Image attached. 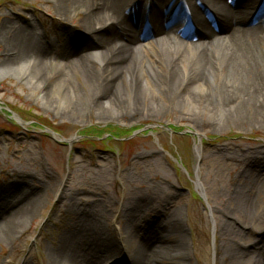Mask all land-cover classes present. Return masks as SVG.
Listing matches in <instances>:
<instances>
[{"label":"rangeland","instance_id":"rangeland-1","mask_svg":"<svg viewBox=\"0 0 264 264\" xmlns=\"http://www.w3.org/2000/svg\"><path fill=\"white\" fill-rule=\"evenodd\" d=\"M203 5V15L218 12L216 3ZM74 9L63 17L57 0H0V205L12 203L14 211L41 201L32 215H17L19 227L10 236L0 228V264H48L63 225L77 218L74 204L99 214L106 235L129 251L120 240L127 215L147 216L152 227L167 203H179L183 225L180 234L169 235V245L186 240L188 259L156 264H261L264 124L193 125L171 111L134 122L129 112L109 118L92 110L73 113V93L91 102L81 70L26 65V51L9 60L8 37L19 28L49 47V57L64 43L77 51L82 15ZM180 28L195 36L188 23ZM64 73L75 89L65 88L59 104V94L48 90ZM111 73L119 77L118 70ZM34 76L44 82L38 90ZM100 91L109 90L102 84Z\"/></svg>","mask_w":264,"mask_h":264},{"label":"bare ground","instance_id":"bare-ground-1","mask_svg":"<svg viewBox=\"0 0 264 264\" xmlns=\"http://www.w3.org/2000/svg\"><path fill=\"white\" fill-rule=\"evenodd\" d=\"M203 2L216 3L218 12L201 14ZM74 8L82 15L77 51L64 43L49 57V47L19 28H12L8 37L13 49L9 60L26 51L30 55L26 65L44 62L58 70H81L91 102L73 93V113L92 110L100 118H109L129 112L134 122L171 111L193 125L264 124V0H57V12L63 17ZM183 23L195 36L180 30ZM95 60L101 63L97 68ZM115 69L119 77L112 76ZM31 79L37 90L44 84L42 76ZM101 83L107 93H101ZM65 88L75 89L66 73L46 90L59 94L63 104ZM40 203L30 200L14 211L9 209L12 203L0 205L4 236L17 230L14 222L21 211L28 210V217ZM75 207L77 218L63 225L56 245L48 250V264H120L123 260L156 264L188 259L186 240L171 245L168 241L169 235L183 230L179 203H167L153 228L151 218L128 214L120 240L129 243V251L106 235L99 214L89 207ZM259 263L264 264L263 256Z\"/></svg>","mask_w":264,"mask_h":264}]
</instances>
